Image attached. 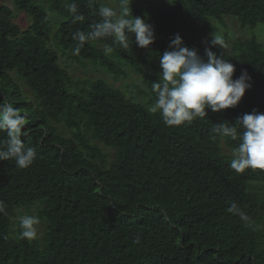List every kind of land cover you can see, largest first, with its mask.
<instances>
[{
    "label": "trees",
    "instance_id": "1",
    "mask_svg": "<svg viewBox=\"0 0 264 264\" xmlns=\"http://www.w3.org/2000/svg\"><path fill=\"white\" fill-rule=\"evenodd\" d=\"M44 1L59 14L55 43L61 51L100 65L114 79L129 77L131 69L147 90L139 98L105 78L76 83L49 45L45 5L14 0L31 18L22 29L13 8L0 3V104L26 114L28 135L21 140L37 152L25 169L0 160V201L7 211L0 214V264H264V170L237 174L229 165L238 141L213 139L211 132L214 124L264 113L263 45L239 38L226 54L235 65L233 79L245 69L251 77L238 105L206 109L207 117L187 126L168 127L159 112L149 111L159 74L146 69L170 50L177 33L205 59L206 46L223 55L208 44L212 19L221 23L229 15L242 25L264 24V0H171L149 15L132 6L155 31L148 48L138 47L132 35L127 50L104 38L86 42L78 53L73 34L90 31L106 4ZM73 3L83 22L73 23ZM105 45L114 51L106 55ZM233 202L249 223L227 211ZM34 203L42 204L46 221L41 241L20 239V228L12 230L17 210Z\"/></svg>",
    "mask_w": 264,
    "mask_h": 264
},
{
    "label": "clouds",
    "instance_id": "2",
    "mask_svg": "<svg viewBox=\"0 0 264 264\" xmlns=\"http://www.w3.org/2000/svg\"><path fill=\"white\" fill-rule=\"evenodd\" d=\"M91 2V0H90ZM73 14V23L83 22L84 16L77 14L75 3L68 6ZM100 20L84 32L77 30L73 39L77 41L75 52H79L86 42L104 38H112V45L129 49L131 36L140 48H148L155 41V31L144 18L132 14L131 0H118L116 7L100 5L97 12ZM131 34V35H130ZM212 47L223 50L218 56L211 47H205V56L195 49L184 45L179 33L175 34L160 56L159 79L152 82L151 89L155 94V102L149 108L151 113L159 112L168 127L187 126L195 119L207 117L206 109L218 112L236 107L252 85L247 70H242L239 77L233 79L235 65L225 57L229 44L220 35L212 34L208 41ZM114 47L105 45V54H111ZM26 114L13 107L11 103L0 104V160H14L20 169L31 166L36 159V149L26 146L21 136H27L25 128ZM211 132L221 138L227 137L238 141L232 149L230 168L237 174L246 169L264 170V113L253 111L246 113L236 122L214 124ZM229 213L238 215L245 223L250 222L249 216L235 203L227 208ZM0 214L7 215L4 201H0ZM39 220L32 215H24L19 220V238L29 241L37 238Z\"/></svg>",
    "mask_w": 264,
    "mask_h": 264
},
{
    "label": "rangeland",
    "instance_id": "3",
    "mask_svg": "<svg viewBox=\"0 0 264 264\" xmlns=\"http://www.w3.org/2000/svg\"><path fill=\"white\" fill-rule=\"evenodd\" d=\"M34 1L38 3H43L47 11L49 12V15L51 17L52 30L49 45L58 50L60 54L61 65L66 67L70 71L76 83L82 84L87 80L105 78L110 83H113L115 87L122 89L127 95L134 94L137 95L139 98L143 97L141 95V92L142 90H147V88L143 83L142 75L136 74L131 69H128L130 72L129 77L114 79L100 65H96L88 60L82 59L78 57L75 53L61 51L55 43V34L59 27L60 21L58 12L49 7V1L47 0V2H45L44 0ZM101 1H103L107 6L116 7L118 5V0ZM170 1L171 0H131V7L142 6L145 10L146 15H149V9H152L155 6L167 5L170 3ZM0 3H6L13 8L14 21L18 23L22 29H25L31 23V18L24 11L17 10L14 0H0ZM212 23L214 26L211 30V34L220 35L226 40V42L229 44V49L227 50V53L231 52L234 44L239 38H241L242 40L254 38L264 47V24L261 22H258L255 25H242L238 17L228 15L222 19L221 23L217 22L216 19H212ZM220 51L223 53L222 49H220ZM152 62L154 67L146 66V69L159 74L162 71V69L160 68V57H153ZM23 88L30 94V96H32L31 92L29 91L26 85H23ZM224 150L227 152H231L225 147V145ZM42 208L43 206L40 203H34L32 205L20 207L16 212V216L12 220L13 233H18L19 220L21 216L32 215L37 217L39 220V223L37 225V239H39L40 241L43 240L46 228V221L40 215V211Z\"/></svg>",
    "mask_w": 264,
    "mask_h": 264
}]
</instances>
